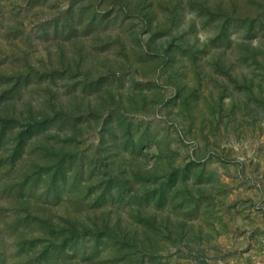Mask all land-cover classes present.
<instances>
[{
    "label": "rangeland",
    "instance_id": "374dc122",
    "mask_svg": "<svg viewBox=\"0 0 264 264\" xmlns=\"http://www.w3.org/2000/svg\"><path fill=\"white\" fill-rule=\"evenodd\" d=\"M0 264H264V0H0Z\"/></svg>",
    "mask_w": 264,
    "mask_h": 264
}]
</instances>
